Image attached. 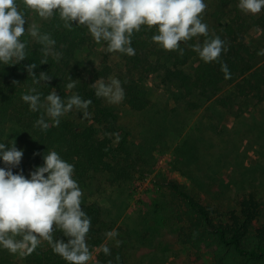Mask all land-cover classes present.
Wrapping results in <instances>:
<instances>
[{
	"label": "trees",
	"instance_id": "obj_1",
	"mask_svg": "<svg viewBox=\"0 0 264 264\" xmlns=\"http://www.w3.org/2000/svg\"><path fill=\"white\" fill-rule=\"evenodd\" d=\"M15 3L25 20L39 17L24 5L23 0H15ZM204 3L206 9L201 19L208 26L207 38L219 36L225 43L217 61L205 63L192 50L193 45L203 44L204 36L181 41L177 50L167 51L152 41V36L158 34L157 27L149 29L142 25L140 31L133 32L131 36L135 55H127L129 65L149 75H159L164 84L175 86L192 107L198 105V99L218 95L225 83H233V98L254 96L257 102H262L264 55L258 53L264 50V43L254 47L247 42L245 35L250 27L255 26L259 34L257 41L264 39V8L257 17H253L239 9V0H204ZM37 28L40 34H48L55 41L52 53H59V59L51 53L45 56V46L32 38L26 28L20 37L26 44V59L14 65L0 62V143L9 147L15 143L17 150L23 152L20 164L12 168L13 173L30 179V173L43 166V154L55 150L64 161L74 166L73 178L82 192L96 176H106L110 184L131 179L141 155H134L137 152L133 153L123 139L114 144V136L119 132L116 116L112 109L103 105L102 98L96 96V90L91 86L108 71L90 67L77 56L80 50L91 48L96 41L86 26L73 22L70 29L66 28L58 12L50 18H43ZM181 49L183 55L180 54ZM43 60L47 63L41 64ZM31 63L36 65L33 70L35 79L39 80L40 72H45L51 79L34 83V77L28 76L26 71V66ZM222 64L227 65L230 77L226 78L221 71ZM73 81L75 87L68 89L67 84ZM122 82L129 87L130 93L124 98L131 108L140 111L150 104L145 96L133 93L137 88L129 83L132 80L126 82L122 79ZM32 88L36 93L29 92ZM53 89L65 102L73 95L90 100L86 110L89 115L85 116L83 110L73 107L59 117L57 125L46 115L43 107L33 112L21 99L23 94L38 93L43 103ZM230 99L221 97L219 102L228 105ZM42 115L49 124L46 130L34 126ZM0 168H7L2 159ZM171 187L180 201L174 217L181 223L178 238L182 243L195 253L209 251L214 264H264V200L255 191L240 194L235 207L219 211L206 207L176 183H171ZM81 208L91 218L86 243L90 247L97 246L105 236L102 232V205L81 197ZM53 238L67 242L62 231L55 226ZM108 248L110 255L101 248L94 264H125L120 248ZM0 264L20 263L12 259L8 250L0 247ZM24 264L68 262L41 239L31 254L25 253Z\"/></svg>",
	"mask_w": 264,
	"mask_h": 264
},
{
	"label": "rangeland",
	"instance_id": "obj_2",
	"mask_svg": "<svg viewBox=\"0 0 264 264\" xmlns=\"http://www.w3.org/2000/svg\"><path fill=\"white\" fill-rule=\"evenodd\" d=\"M42 19H26V28L38 27ZM258 35L252 26L245 36L260 47L264 39L258 42ZM77 56L90 67L108 71L100 78L105 83L118 79L124 95L130 90L122 79L132 80L129 83L137 88L133 93L150 101L139 111L126 98L113 104L101 97L116 116L119 132L114 144L123 139L141 160L131 179L110 184L106 176H96L82 192L86 201L102 205L105 234L99 245L88 246V264L95 263L102 246L120 248L125 264H214L209 251L195 253L179 240L181 223L174 214L180 201L171 183L219 211L235 207L239 195L251 190L264 200V100L233 98V83H225L218 95L198 99L192 107L175 86L164 84L157 74L132 68L127 54L108 52L103 41ZM221 97H231L229 104L220 103ZM112 231L117 233L114 238L106 235ZM9 254L24 264L25 253Z\"/></svg>",
	"mask_w": 264,
	"mask_h": 264
},
{
	"label": "clouds",
	"instance_id": "obj_3",
	"mask_svg": "<svg viewBox=\"0 0 264 264\" xmlns=\"http://www.w3.org/2000/svg\"><path fill=\"white\" fill-rule=\"evenodd\" d=\"M23 3L44 19L58 12L66 28L70 29L73 22L86 26L97 43L107 42L110 53L135 55L131 36L140 31L142 25L149 29L157 27L158 34L152 36V41L167 51L177 50L181 41L206 37L202 45L192 46L205 63L217 61L225 49L219 36L207 38L208 26L201 19L206 9L204 0H23ZM238 7L245 14H257L264 8V0H239ZM26 23L15 0H0V62L3 64L11 62L14 65L26 59V44L20 39L26 31ZM27 32L45 46V56L51 53L59 59V53H52L55 41L48 34H40L35 24L30 25ZM180 54L183 55L182 49ZM258 54L264 55V50ZM45 63L46 60L41 61V64ZM35 68L34 63L26 66L34 83L51 79L45 72H40L39 80L35 79ZM221 71L226 78L230 77L226 64L221 65ZM91 86L97 97H104L110 103L118 104L124 99V90L118 79L110 78L107 83L98 79ZM74 87V81L67 84L68 89ZM29 92L36 93V89ZM21 99L33 112L43 107L57 125L59 117L73 107L83 110L85 116L89 115L86 110L91 104L90 100H83L79 95H73L65 102L55 89L43 103L38 93L23 94ZM34 126L46 130L49 124L42 115ZM22 155L15 143L11 147L0 143V159L7 166L0 168V247L13 254H31L42 239L68 264H88L92 256L85 237L91 218L81 208L83 193L73 178L74 166L64 161L55 150H49L43 154V166L35 168L29 179L12 171L20 164ZM54 226L62 231L67 242L53 238ZM106 235L114 238L117 233L112 231ZM102 251L110 255L107 246H102Z\"/></svg>",
	"mask_w": 264,
	"mask_h": 264
}]
</instances>
